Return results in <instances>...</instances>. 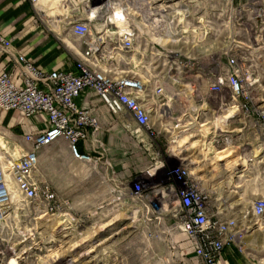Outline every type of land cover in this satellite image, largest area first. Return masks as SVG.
Listing matches in <instances>:
<instances>
[{"label":"built area","instance_id":"obj_1","mask_svg":"<svg viewBox=\"0 0 264 264\" xmlns=\"http://www.w3.org/2000/svg\"><path fill=\"white\" fill-rule=\"evenodd\" d=\"M25 1L34 8L36 21L50 32L61 31L79 40V47H71L79 59L72 69L47 71L23 51L16 55L10 52L13 42L0 32V51L10 52L9 60L20 69L17 73L6 67L0 71V124L9 112L46 124L40 131L32 129L23 134L22 140L28 146L18 138L8 148L0 146V216L16 195L32 203L38 217L62 214L70 206L49 184L36 178L38 153L63 139L75 158L93 160L91 155L80 152L79 144L101 128L95 99L124 129L136 135L145 132L148 136L178 137L210 122H199L207 113L203 105L191 107L180 116L169 105L176 98L169 86L181 88V81L196 68L194 63L181 60V39L191 36L200 54L208 52L200 46L211 36L204 25L210 23V17L196 19L187 6L192 0ZM137 24L147 28L151 35L141 36ZM181 24L186 28L182 36ZM223 54L226 62L219 63L222 73L211 83L209 91L228 89L232 105L225 99L221 100L222 105L227 109L236 107L237 112L254 119L255 126L264 134V106H254L247 97L239 59L229 50ZM185 86L193 91L196 88L194 83ZM208 130L203 139L210 137L217 147L233 142L227 129ZM0 133L5 139L8 136ZM176 158L182 162L178 169L167 171L163 162L160 167L172 178L168 187L171 198L177 201V225L193 243L200 264H222L224 248L231 242H241L246 231L238 229L236 219L211 211L208 196L191 175L187 157ZM144 194L143 185L136 184L133 199H143ZM250 212L254 224L264 226V198L255 199Z\"/></svg>","mask_w":264,"mask_h":264},{"label":"crops","instance_id":"obj_2","mask_svg":"<svg viewBox=\"0 0 264 264\" xmlns=\"http://www.w3.org/2000/svg\"><path fill=\"white\" fill-rule=\"evenodd\" d=\"M0 32L12 40L10 52L23 51L47 71L72 69L79 58L59 46L25 0H0ZM10 52L0 51V71L6 67L17 73L20 69L9 60ZM94 104L99 107L101 128L79 144L80 152L94 159L75 158L68 142L59 139L39 151L35 171L40 183L49 184L60 199L70 203L64 213L55 215V220L62 218L69 227L70 250L81 249L82 264H200L193 243L177 225V201L171 198L168 185L157 190L152 183L143 199L132 197L135 185L142 183L138 178L154 180L159 164L153 155L150 164L137 162L147 134L124 129L100 101L95 99ZM249 121L254 126L250 129H228L233 144L217 147L210 137L200 139L201 150L207 144L209 155L198 152L199 158L190 161L197 164L198 185L208 196L211 211L236 219L238 229L246 231L241 242L224 248L222 264H264V226L255 225L250 212L253 201L264 198V134L254 119ZM45 126L9 112L3 115L0 131L7 135L11 131L28 146L23 134Z\"/></svg>","mask_w":264,"mask_h":264},{"label":"rangeland","instance_id":"obj_3","mask_svg":"<svg viewBox=\"0 0 264 264\" xmlns=\"http://www.w3.org/2000/svg\"><path fill=\"white\" fill-rule=\"evenodd\" d=\"M187 6L196 15V19L210 17V23L204 25L211 31V36L202 43L203 46H200L201 49H208L203 55L194 47L195 43L191 36L188 39L186 37L181 39L178 46L183 52L181 60L194 63L196 68L189 73L190 77L181 81V88L177 87L184 95L180 94L181 97L178 98L174 91L176 98H173L169 105L179 116L191 107L203 105L207 113L202 115L199 122H210L203 127L197 125L194 131L178 137L165 134L147 135L145 142L140 144L137 162L139 165L150 164L153 155L156 158L154 161L159 164L154 180H149L145 176L138 178L146 192L151 191L152 183L157 186V190H161L172 182V178H168L166 171L160 167V162L165 163L167 171L176 170L181 166L182 162L176 159L177 152L173 148L183 137L188 136L189 139L183 146L178 147L179 152H182L179 157L189 158L187 163L191 175L197 180L199 179V170L195 169L197 164H190V161L199 158L198 152L209 155L206 153L207 144L201 150L203 143L200 139L210 131L208 128L212 122L217 124L214 127L217 129L221 127V122L225 121L229 126L227 130L254 127L250 119L237 112L236 108L227 109L222 105V99H225L229 106L232 105V96L228 89L221 92L209 91L211 83L222 73L219 63L226 62L223 54L225 50H229L232 56L239 59L247 97L254 106H264V0H192L191 3L187 2ZM137 26L141 36L146 37L150 34L143 25ZM184 29L186 28L181 24V36ZM47 32L57 40L61 48H66L77 55L66 45L64 38L75 46L79 42L78 39L69 37L61 31L50 32L47 29ZM189 83H194L196 90L185 86ZM193 95H197L198 99H194ZM228 114H231L229 118L222 119ZM7 133L6 141L10 146L16 136H13L11 131ZM0 135L2 136L1 133ZM59 162L64 161L60 159ZM55 218L38 217L33 204L16 195L0 216V264H82L81 249L72 252L66 242L71 239L67 236L70 233L69 227L62 218L59 220Z\"/></svg>","mask_w":264,"mask_h":264},{"label":"bare ground","instance_id":"obj_4","mask_svg":"<svg viewBox=\"0 0 264 264\" xmlns=\"http://www.w3.org/2000/svg\"><path fill=\"white\" fill-rule=\"evenodd\" d=\"M64 41H67V43H68L69 45L72 46V43H71L68 39L64 38ZM169 87H170V89H171L173 92L175 91V94H177L178 96H179L180 94H183V95H184V93H182L181 91H178V90H177L176 88H174L173 86H169ZM186 96H187V94H186ZM235 108H236V107H235ZM235 108H234V109H235ZM230 116H231V114H228V115H226L225 117L223 116L222 119H227V118H229ZM204 125H205V124H202L201 126H204ZM216 125H217V124H213V122H212V125H211L208 129H213ZM220 128L223 129V130H226L227 128H229V126L227 125V122L225 121V122H221V127H218V129H220ZM188 139H189L188 136L183 137V138L180 140V142L178 141L179 144L173 148V150H174L175 152H177V156H176V157H178L179 155L182 154V152H179L178 147H181V146H183L185 143H187ZM0 146H2L3 148H8V143H7L6 139H5L3 136H1V135H0ZM176 159H177V158H176ZM217 160H218V159H217Z\"/></svg>","mask_w":264,"mask_h":264}]
</instances>
